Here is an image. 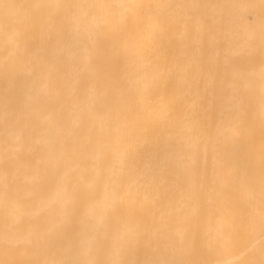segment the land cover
I'll list each match as a JSON object with an SVG mask.
<instances>
[{"label": "bare ground", "instance_id": "6f19581e", "mask_svg": "<svg viewBox=\"0 0 264 264\" xmlns=\"http://www.w3.org/2000/svg\"><path fill=\"white\" fill-rule=\"evenodd\" d=\"M0 264H264V0H0Z\"/></svg>", "mask_w": 264, "mask_h": 264}]
</instances>
